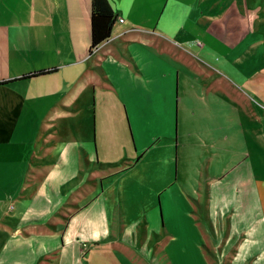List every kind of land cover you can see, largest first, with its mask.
<instances>
[{
	"label": "crops",
	"instance_id": "0c3cea01",
	"mask_svg": "<svg viewBox=\"0 0 264 264\" xmlns=\"http://www.w3.org/2000/svg\"><path fill=\"white\" fill-rule=\"evenodd\" d=\"M207 1L108 0L115 14L110 35L89 52L90 0H0V264H118L108 248L134 241L136 251L146 248V230L134 241L124 225L119 235L110 232L99 171L130 145L126 116L169 137L176 115L182 147L195 142L193 134L218 141L222 80L197 77V65L159 62L149 49L157 40L198 45L201 21L215 18V7L202 8ZM43 68L54 70L20 77ZM235 175L212 179L207 194L208 222L217 202L234 209L228 231L243 221L246 234L218 264H264L260 215L256 240L251 228L256 195L251 186L245 197L238 194L251 169L244 164ZM236 239L231 233L228 243ZM163 261L171 264L166 255ZM149 263L157 264L153 256Z\"/></svg>",
	"mask_w": 264,
	"mask_h": 264
},
{
	"label": "rangeland",
	"instance_id": "374dc122",
	"mask_svg": "<svg viewBox=\"0 0 264 264\" xmlns=\"http://www.w3.org/2000/svg\"><path fill=\"white\" fill-rule=\"evenodd\" d=\"M210 1L202 8L215 7V18L201 21L196 38L200 47L195 39L185 45L157 40L149 49L159 62L197 65V77L222 80L225 107L221 106L222 128L214 132L218 141L209 144L203 135L193 134L191 140L199 142L182 147L177 145L176 115L169 137L149 123L140 126L137 118L125 117L130 145L118 159L101 167L102 196L112 235H119L118 227L124 225L129 228L125 238L134 241L146 230L150 241L137 251V241L108 248L118 264L150 262L152 256L157 264H167L163 255L171 264L229 260L235 244L246 236L240 228L243 221L233 223L236 229L228 231L227 219L234 209H220L216 202L210 203L209 217L214 220L210 224L207 194L210 188L214 192L212 179L230 182L244 164L251 169L252 180H241L238 194L245 197L251 186L256 195L258 208L254 203L250 206L251 228L253 239L259 238V215L264 223V0H218L215 6ZM225 79L233 80L240 91L234 92ZM226 193L224 187L222 194ZM236 207L238 213L240 205ZM231 233H236L237 242L228 243ZM238 264L254 262L245 259Z\"/></svg>",
	"mask_w": 264,
	"mask_h": 264
},
{
	"label": "trees",
	"instance_id": "16d2710c",
	"mask_svg": "<svg viewBox=\"0 0 264 264\" xmlns=\"http://www.w3.org/2000/svg\"><path fill=\"white\" fill-rule=\"evenodd\" d=\"M115 14L108 0H90L89 8V25H90V41L88 51L91 52L98 44L107 39L110 35ZM53 68H43L33 70L22 74L20 77L28 78L39 74L48 73ZM2 83V82H0Z\"/></svg>",
	"mask_w": 264,
	"mask_h": 264
},
{
	"label": "built area",
	"instance_id": "2783aa9c",
	"mask_svg": "<svg viewBox=\"0 0 264 264\" xmlns=\"http://www.w3.org/2000/svg\"><path fill=\"white\" fill-rule=\"evenodd\" d=\"M117 20L120 21V22H122L123 21V17H120L119 16V17H117Z\"/></svg>",
	"mask_w": 264,
	"mask_h": 264
}]
</instances>
